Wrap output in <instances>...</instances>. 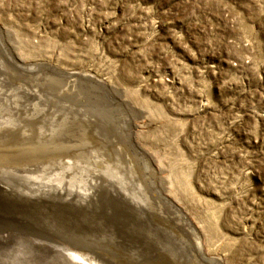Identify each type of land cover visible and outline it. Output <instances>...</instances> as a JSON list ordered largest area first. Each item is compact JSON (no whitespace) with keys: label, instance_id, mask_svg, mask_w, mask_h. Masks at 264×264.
Returning a JSON list of instances; mask_svg holds the SVG:
<instances>
[{"label":"rangeland","instance_id":"1","mask_svg":"<svg viewBox=\"0 0 264 264\" xmlns=\"http://www.w3.org/2000/svg\"><path fill=\"white\" fill-rule=\"evenodd\" d=\"M0 264H264V0H0Z\"/></svg>","mask_w":264,"mask_h":264}]
</instances>
